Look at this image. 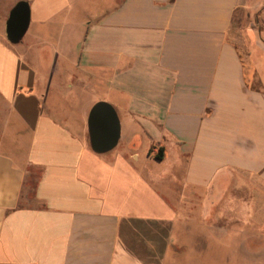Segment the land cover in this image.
Wrapping results in <instances>:
<instances>
[{"label": "crops", "instance_id": "obj_1", "mask_svg": "<svg viewBox=\"0 0 264 264\" xmlns=\"http://www.w3.org/2000/svg\"><path fill=\"white\" fill-rule=\"evenodd\" d=\"M20 1L31 24L14 45ZM263 2L106 0L87 16L83 0H0V264H168L199 196L244 194L264 219V50L245 60L228 37ZM98 102L121 122L103 155L88 131Z\"/></svg>", "mask_w": 264, "mask_h": 264}, {"label": "rangeland", "instance_id": "obj_2", "mask_svg": "<svg viewBox=\"0 0 264 264\" xmlns=\"http://www.w3.org/2000/svg\"><path fill=\"white\" fill-rule=\"evenodd\" d=\"M4 1L9 3L12 0ZM84 1L88 6L87 16L96 14L106 2L83 0V4ZM263 36L264 2L259 7L242 9L235 14L228 37L243 59L247 60L250 52L264 50ZM246 73L249 85L260 87L254 67L247 65ZM147 144L148 141L143 138L140 144L142 152ZM157 152L155 150L154 154ZM161 164L160 161H153L152 170H159ZM169 203L174 212L177 205L175 198L171 197ZM209 205L211 208L203 202L202 196H199V203L184 204L185 218L176 220L172 227L168 264H264V219L257 205L250 204L244 194L232 191L227 193L225 200L223 197L221 201Z\"/></svg>", "mask_w": 264, "mask_h": 264}, {"label": "water", "instance_id": "obj_3", "mask_svg": "<svg viewBox=\"0 0 264 264\" xmlns=\"http://www.w3.org/2000/svg\"><path fill=\"white\" fill-rule=\"evenodd\" d=\"M31 24V8L27 1L18 2L10 11L6 22L7 40L19 44ZM88 131L90 146L99 155L113 151L121 138V122L116 109L107 102H98L89 113Z\"/></svg>", "mask_w": 264, "mask_h": 264}, {"label": "trees", "instance_id": "obj_4", "mask_svg": "<svg viewBox=\"0 0 264 264\" xmlns=\"http://www.w3.org/2000/svg\"><path fill=\"white\" fill-rule=\"evenodd\" d=\"M154 151H155V148H151L149 151L150 155H153L157 161H163L165 157L164 147L160 148L156 154H154ZM29 185L34 190L36 186V182L32 180Z\"/></svg>", "mask_w": 264, "mask_h": 264}]
</instances>
